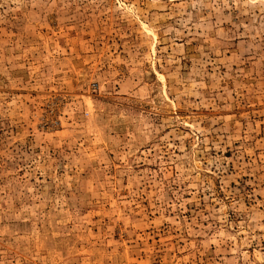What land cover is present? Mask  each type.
Returning a JSON list of instances; mask_svg holds the SVG:
<instances>
[{"label":"rangeland","instance_id":"rangeland-1","mask_svg":"<svg viewBox=\"0 0 264 264\" xmlns=\"http://www.w3.org/2000/svg\"><path fill=\"white\" fill-rule=\"evenodd\" d=\"M0 264H264V0H0Z\"/></svg>","mask_w":264,"mask_h":264}]
</instances>
